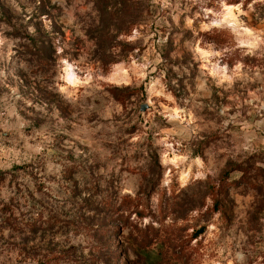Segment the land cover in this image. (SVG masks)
Returning <instances> with one entry per match:
<instances>
[{"label": "clouds", "instance_id": "obj_1", "mask_svg": "<svg viewBox=\"0 0 264 264\" xmlns=\"http://www.w3.org/2000/svg\"><path fill=\"white\" fill-rule=\"evenodd\" d=\"M0 18V264H106L93 185L127 202L126 234L176 233L181 264H264L258 198L229 190V215L208 190L264 172V0H0Z\"/></svg>", "mask_w": 264, "mask_h": 264}, {"label": "rangeland", "instance_id": "obj_2", "mask_svg": "<svg viewBox=\"0 0 264 264\" xmlns=\"http://www.w3.org/2000/svg\"><path fill=\"white\" fill-rule=\"evenodd\" d=\"M105 4L106 0H98L100 12L104 11ZM7 19L10 23L11 17L9 16ZM107 43L108 41L101 36V48L105 47ZM32 44L36 49L33 55L37 57L40 63V70L44 71L53 53L51 40L45 36L42 37L40 43L33 40ZM180 44L183 45V39L180 40ZM181 50L183 49L181 48ZM185 58L187 59V56ZM228 175V172H224L222 181H227ZM242 183L244 187H241L240 184L223 182L219 188L215 186L209 187V192L216 198L217 210L223 207L226 214L230 215L232 213L234 201L227 198L229 190L232 191L233 195L237 193L242 194L245 191L251 190L258 198L259 207L257 208V212L264 211V172L257 173L253 169H248L246 170V175ZM89 191L93 193V199L91 201H85V206L90 210H94L96 215L92 219L87 220L86 224L88 229L93 231L95 239L97 240L98 247L95 251L99 253L101 258L105 259L106 264H121L120 257L127 255L129 249L133 250L136 255L144 258L147 264H181L182 257L187 255L189 250L183 246V242L176 233L168 230H165L163 233H152L150 230L147 233L137 231L134 237L128 235L126 234L128 232V221L125 217L128 209L127 202L117 206L115 194L111 192L102 199L96 200L95 197L100 195L102 191H105L101 190L97 185H93ZM169 206L180 210L183 204L177 200L175 205L170 203ZM54 220L56 223H60L59 219L54 218ZM94 223L100 225V230L93 229ZM120 225H123V227H120ZM157 242L160 243L162 252L160 259L154 261L148 258L146 250ZM127 264H131V262H127Z\"/></svg>", "mask_w": 264, "mask_h": 264}]
</instances>
